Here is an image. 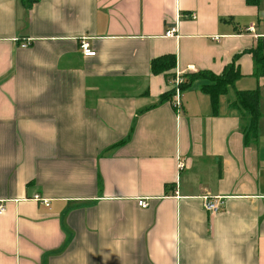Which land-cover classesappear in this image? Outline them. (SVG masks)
<instances>
[{"label": "crops", "instance_id": "crops-1", "mask_svg": "<svg viewBox=\"0 0 264 264\" xmlns=\"http://www.w3.org/2000/svg\"><path fill=\"white\" fill-rule=\"evenodd\" d=\"M263 2L0 0V264H264L262 37L246 29L264 34ZM167 54L195 75L180 114L170 72L151 70ZM231 64L241 76L214 112L213 80L196 75ZM255 89L246 143L233 102Z\"/></svg>", "mask_w": 264, "mask_h": 264}, {"label": "trees", "instance_id": "trees-1", "mask_svg": "<svg viewBox=\"0 0 264 264\" xmlns=\"http://www.w3.org/2000/svg\"><path fill=\"white\" fill-rule=\"evenodd\" d=\"M39 0H20L24 7L29 8L33 3ZM254 58V72L255 77H264V38L258 40V44L253 50ZM176 65V57L172 54L163 55L161 57L155 58L151 61V70L154 74H160L163 72H170L174 69ZM174 73H167L168 80ZM208 75V76H206ZM209 77L213 80L210 85L203 86V90L207 92L212 99L214 112H217L218 108V98L221 94L227 92L229 86H233L235 81L241 76V73L236 69L234 64L229 65L225 71L220 75L211 74H198L196 78L199 77ZM195 75L187 77V82L184 84V88L189 82H192ZM172 91H168L164 96L172 99ZM170 99V100H171ZM233 104L240 108V110L248 116L249 124L245 129V142L249 143L255 140L258 136V123L262 116L260 108V90H248V91H236V98Z\"/></svg>", "mask_w": 264, "mask_h": 264}, {"label": "built area", "instance_id": "built-area-1", "mask_svg": "<svg viewBox=\"0 0 264 264\" xmlns=\"http://www.w3.org/2000/svg\"><path fill=\"white\" fill-rule=\"evenodd\" d=\"M195 17L196 15L194 13L191 14V18H195ZM246 29L248 32L253 33L256 37L261 36L262 38H264V34L263 35L256 34L257 33L255 30L256 27L254 25H249ZM176 33H177V26H173V27H170L166 31L165 35L167 37H172V36H175ZM26 45L27 44H22L23 47H25ZM80 48H81L82 53L85 56H95L96 55V51L90 46L89 42L85 38L81 39ZM169 82L171 86V91L173 93L172 99H171L172 106L174 107L176 113L180 114L183 109V103H182L183 89H184L183 86L187 82V76L184 73V71L176 70L174 74L171 76V78L169 79ZM184 166H185L184 162L180 160L179 168L183 169ZM35 199L38 201H42L46 206L50 205L49 199L42 198L39 195H35ZM138 204L141 207L148 206V203L145 199L139 200ZM224 205H225V199L223 197H217V196L213 198H210L208 196L204 197V207L210 214H215V213L220 212L222 208H224ZM4 211H5V206L0 203V213H3Z\"/></svg>", "mask_w": 264, "mask_h": 264}, {"label": "rangeland", "instance_id": "rangeland-1", "mask_svg": "<svg viewBox=\"0 0 264 264\" xmlns=\"http://www.w3.org/2000/svg\"><path fill=\"white\" fill-rule=\"evenodd\" d=\"M263 8H264V2H263Z\"/></svg>", "mask_w": 264, "mask_h": 264}]
</instances>
